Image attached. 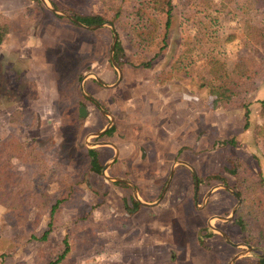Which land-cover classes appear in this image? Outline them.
Segmentation results:
<instances>
[{"label":"rangeland","instance_id":"374dc122","mask_svg":"<svg viewBox=\"0 0 264 264\" xmlns=\"http://www.w3.org/2000/svg\"><path fill=\"white\" fill-rule=\"evenodd\" d=\"M48 2L71 15L77 12L109 16L113 15V5H122L116 31L125 48V63L120 65L123 78L115 88L105 87L95 77L85 82L86 92L114 116L115 130L103 137L91 136L107 126L111 117L81 89L82 78L91 71L107 84L118 80V71L111 61L113 29L109 25L97 29L81 27L48 9L42 0H0V12L8 17L10 26L0 45V138L11 130L13 111L35 113L37 126H22L19 132L24 139L35 138L44 144L45 151L52 155L48 165L53 170L47 184H43L51 203L65 198L52 218L50 207L43 211L32 209L27 220V214L20 217L13 209L0 205V264H48L63 252L66 244L70 254L59 264H152L148 250H154V245H174L180 251L179 259L183 253V260L191 245H201L208 252V260L201 264H228L235 255L246 251L245 245L235 246L219 232L208 235V220L213 217L212 224L233 242L247 243L234 222L236 212L229 221L214 217L231 215L239 198L242 203V197L218 188L203 204L213 186L226 183L206 179L199 183L196 193L195 175L188 167L179 165L171 179L170 175L177 159L193 164L197 177L223 175L233 190L237 179L231 172L234 165L242 162L241 172L252 177H257L259 171L264 174V133H256L264 127L257 103L264 99V64L257 89L247 100L251 101V113L246 128V108L242 103L214 108V97L207 88H199V79L207 74L204 63L198 62L192 73H176L177 80L161 83L173 71L172 65L178 61L184 43L198 27L202 14L193 0H174L169 46L149 68L129 64V58L137 53L133 27L138 19L131 15L136 0ZM223 22V30L238 34L236 22L229 16ZM26 28L32 31L30 42ZM21 34L26 44L20 43ZM251 47V42L241 35L226 44L229 65L233 66ZM153 55L148 53L150 59ZM134 61H138L137 57ZM106 70H112V76H107ZM75 134L77 139L69 140ZM87 139L89 143L113 141L120 153L106 173L133 185L107 178L102 169L91 170ZM230 139H235L236 144L226 142ZM57 145L62 152L54 156ZM97 151L104 166L115 149L104 146ZM15 168L25 179L41 171L38 164L22 162H17ZM86 170H90L88 175ZM167 183L159 204L134 203V187L141 199L150 203L161 197ZM189 215L198 224L196 227L184 220ZM187 226L196 229L194 238L187 234ZM50 227L48 239H37ZM252 246L251 252L233 264H261L264 248ZM192 263L199 262L192 258Z\"/></svg>","mask_w":264,"mask_h":264},{"label":"trees","instance_id":"16d2710c","mask_svg":"<svg viewBox=\"0 0 264 264\" xmlns=\"http://www.w3.org/2000/svg\"><path fill=\"white\" fill-rule=\"evenodd\" d=\"M197 4L198 12L202 16L198 20V27L194 35L184 44V48L179 54L178 61L169 71L161 83H169L177 80L176 73L181 76L183 73H192L198 62L204 63L207 74L199 79V88L205 87L214 97V108L221 105H228L231 102L242 103L246 108V128L250 125V103L247 101L249 95L257 89V80L261 74V67L264 64V0H193ZM113 15L104 13H75L72 14L87 25H94L103 22H111L115 31L118 19L123 14L122 5H113ZM174 0H136L131 15L138 21L133 27V43L137 53L129 58V64L138 67L149 68L155 59L166 52L169 46V36L173 27L175 14ZM229 16V20L236 22L238 34L233 31L223 30L224 20ZM235 18V19H231ZM9 19L0 12V45L4 42L9 33ZM241 35L247 38L251 44V49L246 55L240 57L238 61L230 66L226 56V44L238 39ZM153 52L151 59L148 53ZM125 48L119 38L115 48V59L124 65ZM137 57V62L134 58ZM260 106V113L264 116V99L257 102ZM38 117L35 113H26L17 109L11 113V130L8 134L0 138V205L13 209L20 217L28 214L34 208L41 210L50 207V217L57 212L60 204L65 198H59L51 203L50 196L46 192L44 185L47 184L49 173L53 166L48 165L52 161V155L45 151L46 146L34 139H24V135L19 132V128L26 126L34 128L37 126ZM115 127H111L107 134H112ZM258 136L264 133V127L256 130ZM76 134L69 138L75 141ZM232 145L236 144L235 139L226 141ZM73 143L71 146H74ZM76 148V147H74ZM54 156L62 152L61 146H55ZM89 156V167L91 170L100 172L103 164L100 162L98 153L94 149H87ZM17 162L25 164H38L41 171L33 178L25 179L15 168ZM64 161H58L59 164ZM71 163V161H69ZM243 165H234L231 172L236 175L234 188L238 195L242 197V203L236 211L234 222L240 226L244 233V241L254 246L264 248V174L259 171L257 177H252L241 172ZM87 175L90 170H86ZM199 183L206 179L222 180L226 182L223 175L209 174L206 177L198 176ZM24 180V186L22 183ZM44 184V185H43ZM127 186L125 183H120ZM22 187V189H20ZM38 196L42 199H38ZM33 197V200H32ZM137 206L141 203L134 202ZM49 225H52L50 221ZM51 232V227L39 238L46 240ZM67 242V240H66ZM1 246V245H0ZM70 254V246L66 248L56 258L48 264H59ZM260 263L264 264V257L260 258Z\"/></svg>","mask_w":264,"mask_h":264},{"label":"water","instance_id":"95a60500","mask_svg":"<svg viewBox=\"0 0 264 264\" xmlns=\"http://www.w3.org/2000/svg\"><path fill=\"white\" fill-rule=\"evenodd\" d=\"M42 2L44 3V5H45L48 9H50V10L56 12V13H59V14L65 15L66 17H68V18L71 19L72 21L76 22V23H77L79 26H81V27L88 28V29H97V28H100V27H102V26H104V25H109V26L113 29V32H114V39H113V45H112L111 61H112L113 65H114L115 69L118 71V74H119L118 80H117L116 83H114V84H107L103 79H101L96 73H94V72H92V71L89 72V73H87V74H85L84 77H83L82 80H81V89L83 90V92H84L89 98H91V99H92V100H93V101H94V102H95V103L101 108V110H102L105 114H107V115H109V116L111 117V121H110V123H109L104 129H102L101 131H98V132L91 133V136L100 137V136H102L104 133H106V131H108V130L114 125V116H113L109 111L103 109L102 105H101L99 102H97L93 97H91V96L86 92V90H85V82H86V80H87L88 78H90V77H95V78H96V79H97L102 85H104L105 87H109V88H110V87H113V86H117V85L119 84V82L122 80V78H123L122 67L120 66V64L118 63V61L115 59V48H116V44H117V40H118V33H117V31L114 30V26H113V24L110 23V22H103V23L94 24V25H87V24L83 23L82 21H80L79 19H77L75 16L71 15L70 13H68L67 11H64V10H61V9H58V8L52 6V5L48 2V0H42ZM87 143H88V145H89L91 148H96V147H99V146H101V145H112V146H114V147L116 148V151L118 152L117 145H116L115 143L111 142V141H98V142H95V143H89V140L87 139ZM115 159H116V157H114L113 159H111V160H110V161L104 166V168H103V174H104L107 178H109V179H111V180H113V181H122V182H126V183H129V184L133 185V183H132L131 181H128V180H126V179H124V178H122V177H111V176H108V175H107V173H106L107 168L109 167V165H110L113 161H115ZM177 162H178L177 164H184V165H187L188 167L191 168V170L193 171V173H194V175H195V179H196V180H195V181H196V193H198V191H199V180H198V178H197V172H196L195 167H194L193 165L189 164L188 162L183 161V160H178ZM174 168H175V166H173V168H172L171 175H170V179L172 178V176H173V174H174ZM168 184H169V183H167V185L165 186L164 191H163L161 197H160L158 200H156L155 202H150V203H149V202H146V201H144L143 199H141V197H140L139 194H138V191H137V188H136V187H134V190H135L134 195H135L137 201H139L141 204L146 205V206H155V205L159 204V202H160L161 199L163 198V196H164V194H165V192H166V190H167V188H168ZM218 188L228 189V190H230V191L233 193V195H235V196H237V197L239 198L237 192H236L235 190H233L229 185H227V184H219V185L213 186V187L208 191V193H207L206 196H205V200H204V203H203V204H205V203L207 202L209 196L214 192V190H216V189H218ZM240 203H241V200H240V198H239V203H238V204L236 205V207L233 209L231 215H229V216L215 215L214 217L221 218V219H223V220H225V221L232 220V219L234 218V214H235L237 208L239 207ZM212 219H213V217H212V218L210 219V221H209V228H210V231H211V232H214V231H215V232H219V233H221V234L223 235V237L226 239L227 242H229V243H231V244H233V245H235V246H242V245H245V246L248 248L246 251H242V252H240L239 254H237V255H236V256H235V257H234V258H233L228 264H232L236 259H238V258H240L241 256H243L245 253H247V252H251V251L253 250L254 247H253L251 244H247V243H244V242H238V243L233 242V241L231 240V238H230V237H229V236H228L223 230H221V229L215 227V226L212 224Z\"/></svg>","mask_w":264,"mask_h":264},{"label":"crops","instance_id":"0c3cea01","mask_svg":"<svg viewBox=\"0 0 264 264\" xmlns=\"http://www.w3.org/2000/svg\"><path fill=\"white\" fill-rule=\"evenodd\" d=\"M26 29H29V28H26ZM27 33H28L27 39L30 42L31 41V36H32V31L29 29V30H27ZM22 34H23V32H22ZM22 34L19 37V40H20V43L21 44L24 43V42H22V40H23ZM24 34H26V33H24ZM24 44H26V43H24ZM112 72H113L112 70H106V75L107 76H112ZM115 87H117V86H113V87H110V88H115ZM106 134H107V131H106V133H104L100 137H103ZM100 141H109V140H100ZM111 142H113V141H111ZM104 146L113 147L115 149L114 155H112L109 159H107V161L105 163V165H106L111 159H113L114 157H116L115 161H113L109 165V167L107 168V170H108L111 167V165L114 164L117 161L118 156H119V153H120V149H119V147H117L118 148V152H117L116 151V148L114 146H112V145H101L99 147H104ZM99 147L94 148V150L97 151V148H99ZM97 153H98V151H97ZM98 157H99V160L101 162V157H100V154L99 153H98ZM178 160H183V159H177V160H175L174 163L172 164V168H173V166H175V168H176L179 165H184V164H177L178 163L177 162ZM183 161H186V160H183ZM186 162H188V161H186ZM189 164H191V163H189ZM191 165H193V164H191ZM104 166H103V168H104ZM184 166L188 167L187 165H184ZM103 168H102V171H103ZM175 168H174V171H175ZM188 168L191 170L190 167H188ZM191 172L193 173L192 170H191ZM210 219L208 220V235H212V233H213V232L210 231V228H209V221H210ZM184 220L187 223H189V224L191 223V226H195L196 227L198 225L196 222H194V221L192 222V220H193V216L192 215H189V216L184 217ZM186 230L188 231L187 234H189L190 238H194L196 236V232H197L196 229H193L192 230L190 226H187ZM163 234H165V233H163ZM154 243H158V241L157 242H154ZM154 247H155L154 250H152V249L148 250V253L150 254V255H148V258L151 257L153 259L152 260V264H193L192 263V258H194V260L196 262H199L198 264H201L205 260H208V259H205L206 257H208V252H207L206 248L202 247L201 245L200 246L191 245L190 246V249L186 253V257H185L186 259H184V260H183V253H182V256H181L182 259H179L180 251L178 249H176V247L174 245L172 247L169 246V245H167L164 248H163V245H160V246L154 245ZM152 248H153V246H152Z\"/></svg>","mask_w":264,"mask_h":264}]
</instances>
